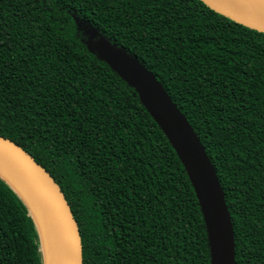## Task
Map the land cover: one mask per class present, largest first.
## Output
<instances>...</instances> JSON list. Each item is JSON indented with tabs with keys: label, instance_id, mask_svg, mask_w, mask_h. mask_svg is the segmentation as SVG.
<instances>
[{
	"label": "trees",
	"instance_id": "obj_1",
	"mask_svg": "<svg viewBox=\"0 0 264 264\" xmlns=\"http://www.w3.org/2000/svg\"><path fill=\"white\" fill-rule=\"evenodd\" d=\"M109 51L151 75L203 145L234 264H264V32L203 0H0V135L55 178L83 264H215L189 169ZM42 249L0 173V264H44Z\"/></svg>",
	"mask_w": 264,
	"mask_h": 264
},
{
	"label": "water",
	"instance_id": "obj_2",
	"mask_svg": "<svg viewBox=\"0 0 264 264\" xmlns=\"http://www.w3.org/2000/svg\"><path fill=\"white\" fill-rule=\"evenodd\" d=\"M203 1L214 10L235 21L264 32L263 6L247 0ZM141 70L146 75L147 87L153 93V98L154 95L158 94L160 104L167 109L171 118L172 125L170 126L163 120L160 112L156 110L152 98L148 102L145 100L176 145L197 187L210 225L215 264H234L231 219L213 165L186 118L172 103L160 84L142 67ZM8 172L16 176L27 187L43 210L52 230L56 247V264H83V245L78 223L55 178L29 151L15 141L0 135V173L11 183L29 206L30 212L38 225L43 248L44 234L39 217L29 198L18 189Z\"/></svg>",
	"mask_w": 264,
	"mask_h": 264
},
{
	"label": "rangeland",
	"instance_id": "obj_3",
	"mask_svg": "<svg viewBox=\"0 0 264 264\" xmlns=\"http://www.w3.org/2000/svg\"><path fill=\"white\" fill-rule=\"evenodd\" d=\"M107 54L109 55L113 63L139 86L147 102L148 100L151 101L152 98V101L155 102L154 104L156 110L160 112L163 120L166 121L171 126L172 122H171V118L168 115L167 109L164 108L162 104H160V99L158 94H156V96L154 95L153 98V93L150 92L149 88L147 87L146 75L144 74L143 70H141L140 65L137 64L133 59H131L127 55L123 54L122 52L114 53L109 51ZM43 253H44V257H46L44 251Z\"/></svg>",
	"mask_w": 264,
	"mask_h": 264
},
{
	"label": "bare ground",
	"instance_id": "obj_4",
	"mask_svg": "<svg viewBox=\"0 0 264 264\" xmlns=\"http://www.w3.org/2000/svg\"><path fill=\"white\" fill-rule=\"evenodd\" d=\"M247 1L264 7V0H247ZM4 170L6 169L4 168ZM8 174L13 180V182L17 185L18 189L24 192L26 196L29 198L33 206V209L35 210L37 216L39 217L40 223L43 228V234H44L43 251L45 252V256H46L44 257L45 264H56V247H55V243H54V239L52 235V230L50 228V225L48 223V220L43 210L40 208L39 204L36 202V200L34 199L32 194L29 192L27 187L12 173L8 172Z\"/></svg>",
	"mask_w": 264,
	"mask_h": 264
}]
</instances>
